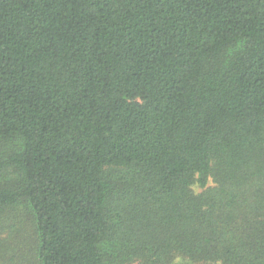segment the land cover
<instances>
[{"label": "trees", "instance_id": "trees-1", "mask_svg": "<svg viewBox=\"0 0 264 264\" xmlns=\"http://www.w3.org/2000/svg\"><path fill=\"white\" fill-rule=\"evenodd\" d=\"M0 264H264V0H0Z\"/></svg>", "mask_w": 264, "mask_h": 264}, {"label": "rangeland", "instance_id": "rangeland-1", "mask_svg": "<svg viewBox=\"0 0 264 264\" xmlns=\"http://www.w3.org/2000/svg\"><path fill=\"white\" fill-rule=\"evenodd\" d=\"M193 190H194V192L197 193V194L201 191V189H199V188L196 187V186L193 187Z\"/></svg>", "mask_w": 264, "mask_h": 264}]
</instances>
